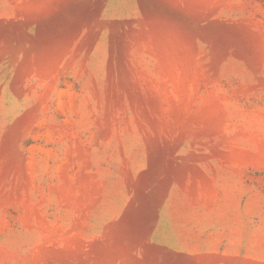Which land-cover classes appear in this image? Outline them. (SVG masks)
Here are the masks:
<instances>
[{"label": "rangeland", "instance_id": "1", "mask_svg": "<svg viewBox=\"0 0 264 264\" xmlns=\"http://www.w3.org/2000/svg\"><path fill=\"white\" fill-rule=\"evenodd\" d=\"M0 264H264V0H0Z\"/></svg>", "mask_w": 264, "mask_h": 264}]
</instances>
